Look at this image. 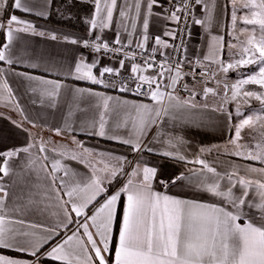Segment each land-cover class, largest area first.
I'll list each match as a JSON object with an SVG mask.
<instances>
[{
  "label": "crops",
  "instance_id": "0c3cea01",
  "mask_svg": "<svg viewBox=\"0 0 264 264\" xmlns=\"http://www.w3.org/2000/svg\"><path fill=\"white\" fill-rule=\"evenodd\" d=\"M168 1L157 0V4L151 10L152 14L148 16L149 27L145 32L142 20L143 16L147 15V8L142 6L139 17L136 16L134 7L130 11L125 9L129 15L122 21L119 9L124 5L125 0H117V8L113 10L112 21H105L108 23L107 27H101L100 21L106 17L105 3L110 4L111 0H101V14L95 17L98 21L97 27L92 29L89 24L88 30L85 31L49 21L54 0H21L23 5L32 9L30 12L11 7L14 0H8L9 10L0 14V19L15 14L19 19L31 23L35 32L29 30L28 32L14 33L9 49L13 63L0 62V151L19 150L28 147L29 144L32 145L28 153L20 152L18 156L11 159L10 175L0 181L8 193L4 197L3 205L0 206V215H4L7 221L19 219L24 221L23 225L6 224V227L34 231L38 236L46 237L47 233L43 231V228L55 226L60 219H63L55 199V193L51 190L49 173L57 177H64L65 180H71L73 183L78 181L81 187L88 184L95 173V176L99 177L107 187V195H112L126 185L132 170L139 163L141 167L147 165L157 168V179L152 182L154 191L175 198L215 204L217 207L222 206L234 213L235 209H232L228 203L221 204L220 198L210 197L201 192V184L205 181L211 183L213 180L223 177L219 182L222 189L226 190L229 181L225 174L235 172L236 175L232 177V183L236 186L232 191L239 196L242 186L237 182L240 177L264 182V174L250 172L245 167L252 165L261 168L264 167V164L232 154L234 149L239 151L241 149H237L229 143V140L235 137L233 126L239 123L233 112L232 102L229 101L224 105L226 112L232 113L231 119L228 118L226 112L213 110L219 108L223 103L225 89L221 90V87L223 82L228 83V79L231 77V70L225 75L219 70L218 65L221 60L225 64L231 62L227 53V40L232 39V0H202L199 5L196 19H200L203 23L194 25L186 57L190 64L197 59H202L211 65L212 72H216L214 81L195 86L198 89L212 88L217 95L208 94L205 96L203 94L195 97L193 103L196 107L178 104L176 99L170 100L167 94L162 104H157L150 95L140 98L131 92L120 91L117 87L93 85L90 81L75 79L72 74L75 64L83 58L88 63L99 59L100 63L94 72L107 66L119 69V72H129L136 77L154 76L156 72L149 69L132 73L131 67L124 65L123 68H120V62L89 51L88 47L83 46V41L87 39L91 42L96 36H100L101 41L97 42L115 45L116 40L119 39L121 44L130 47H137V43H143L144 48H159L157 53H167L169 47L157 46L155 37L160 36L170 45L172 37L165 36L164 33L166 31L176 32L177 23L170 19H164L165 16L170 15L166 10ZM127 2L129 5L134 4V0H127ZM143 3L144 0H142V5ZM37 12L43 13V15H36ZM94 16L95 5L91 19ZM133 18H135V29L132 28ZM5 31L0 30V48L8 42ZM39 33H44V35ZM52 34H55L57 39L53 40ZM145 34L149 37L146 42L143 39ZM213 37H222V40L217 45V54L211 60H206L205 57L209 55V45L212 43ZM72 39H76L78 43H71ZM140 67L143 68V66ZM26 77L38 79H27ZM162 78L165 84L167 71ZM46 81L59 83L61 88L55 90L54 83H46ZM217 81L220 83L218 84ZM77 89H91L103 93L105 97L112 98L108 101L109 107L105 116L107 121L105 136L91 134L94 129L90 126L92 121L99 120L100 113L104 111L103 100L96 96H89L87 92L77 93ZM160 90L165 91L163 85H160ZM53 91H56V95L49 96L48 93ZM171 95L178 97L173 93ZM178 98L181 101L187 100ZM141 104L149 105L154 110L162 107L168 109L167 114L161 112L155 123H149L141 136L143 147L153 151L137 152L131 145L121 142L124 139L136 140L137 130L134 124L138 114L132 105ZM118 122H120L119 127L117 126ZM245 128L241 132L239 145L242 144V133ZM55 129H61L62 135H56ZM113 136L120 139L110 138ZM73 138L79 141L84 148L92 150L93 154L86 156L84 163L67 159L60 156L57 151H53V149H74ZM42 147L45 149L44 151H41ZM202 148L205 149L204 152L200 151ZM76 151L80 152L81 150L76 149ZM164 152H172L173 156H165ZM131 155L134 156V163L129 176L121 181V175H119L114 181L108 183L109 173L105 170V166L107 165L110 170L111 167H119L122 164L124 168L125 161ZM178 156H184V159L181 160ZM196 159L205 160L210 167L216 169L219 177L208 173L206 169L201 170V165L193 163ZM57 160L60 161V167L53 172L52 166ZM65 166L77 175L74 178L71 174L65 177ZM180 173H183L187 179L176 185L169 184L165 188L158 182L161 178ZM132 179L136 183L139 177H132ZM58 183L59 181H57ZM29 191H38L51 197L46 201L49 205L47 211L40 213L18 210L24 203L20 197L23 195L26 199ZM247 191L249 202L259 203L255 185ZM63 199L68 200L69 198L64 195ZM97 200L103 202L102 197H97ZM126 202L127 195L121 192V199L117 202L118 214L122 215V207ZM53 213H59V215H53ZM236 223L242 227L248 223L261 227L264 225V217L258 209L245 207ZM32 225L37 227L33 228ZM74 228L75 224L70 225L68 230L60 228V236L55 239L48 238L47 242L43 243L41 251L50 250L54 243L61 240V237L71 235V229ZM115 237L114 225L113 244ZM0 255L25 260L32 259L26 253H18L11 249H0ZM41 264H63V262L53 261L44 256L41 259Z\"/></svg>",
  "mask_w": 264,
  "mask_h": 264
},
{
  "label": "snow or ice",
  "instance_id": "6c2138e0",
  "mask_svg": "<svg viewBox=\"0 0 264 264\" xmlns=\"http://www.w3.org/2000/svg\"><path fill=\"white\" fill-rule=\"evenodd\" d=\"M202 0H195V4L199 5ZM157 0H134V4L129 5L125 0L124 5L119 9V15L127 19L129 11L134 7L136 16H141L142 6L146 7L147 15L143 16V28L145 32L149 27L148 16L151 15V10ZM236 0H233L232 23L235 27L237 22ZM15 9H20L25 12L32 11L31 8L22 4L21 0H14L11 5ZM106 17L100 21L101 27H107L108 23L113 19V10L117 8V0H111L110 4L105 3ZM207 7V6H205ZM214 7V2H213ZM241 7L247 8L251 11V17H242L243 23L246 25H259L261 35L259 38L255 35V29L247 39V46L242 48V53L248 56L247 59L242 55L239 60L225 64L223 60L219 62V70L227 75L230 70L237 69L241 65L258 64L259 70L255 74L249 75L246 79H239L229 86L224 83L225 89L223 96V103L219 108H214V111L226 112L224 105L229 103L228 91L232 92L231 101L237 102L236 115H242L240 111L239 101L244 98V103L255 99L264 105V92L247 91L244 90V85H259L264 89V0H244ZM9 10L8 0H0V14ZM101 0H95V16L86 23H89L92 29L98 25L95 18L101 14ZM181 11H189L190 5L185 4L184 9L177 8L171 12L169 16H165V20H172L179 23L181 16L178 14ZM36 15H43L37 12ZM107 21V22H105ZM195 24H202L203 21L195 19ZM135 18H133L132 28L135 29ZM0 30H6L5 35L7 43H4L0 48V62H7L12 64L13 61L9 55L10 45L14 38V33L28 32L29 30L35 32L34 26L22 19H19L15 14H10L7 17L0 19ZM244 31V30H242ZM44 35V33H39ZM165 36L175 38L174 32L166 31ZM53 40L57 39L55 34L51 35ZM146 42L149 37L145 34L143 37ZM239 39V37H236ZM222 37H213L212 43L209 45V55L205 57L206 60H211L218 52V43ZM101 41L100 36H96L90 43L89 40L83 41L84 47H91L95 52H100L101 49L105 51H113L109 49V45ZM73 44L78 43L76 39L70 41ZM116 44L120 45L121 41L116 40ZM155 44L163 46L164 48L170 45L160 36L155 37ZM121 47H123L121 45ZM137 47L144 48L143 43H137ZM230 48L235 45L230 44ZM159 48H153V52L158 51ZM116 53L120 52V48L114 50ZM127 56V54H126ZM128 59L134 60L135 56H127ZM168 57L165 56V61ZM99 59H94L91 63L83 60V58L75 64L74 72L72 73L75 79L90 81L93 85H104L105 87L115 88V84H107L104 77L106 74L119 75V69L112 67H101L98 72H94L99 65ZM199 63V61H198ZM124 67V61H120V68ZM154 68L153 59L144 60V67L135 63L131 66L132 73H139L148 69ZM160 71L156 72L154 76H138L137 79L141 82L136 86V92L139 95H150L151 99L157 104H162L165 95L168 98L176 99L178 104H186L196 107L193 103L195 93L193 92L189 99L180 100L178 97H173L171 93H166L160 90V78L164 76L165 71L171 72V67H166L165 63L159 65ZM192 74V73H190ZM200 76L215 77L216 72L202 70ZM27 79H38L35 77H26ZM182 78V62L175 63V76L170 77L171 84L165 87L174 86L179 79ZM46 83H54L46 81ZM148 84V92H142L143 84ZM219 84L220 81H217ZM155 85V88H153ZM6 87V85H5ZM61 85L54 83V89L59 90ZM187 89V86L185 85ZM120 91H128L129 89L122 83ZM77 93L83 94L87 92L89 96H96L103 100V109L99 115L98 121H92L91 127L94 131L93 135H106V119L107 110L109 107L108 101L111 97H105L103 93L93 91L91 89H77ZM204 94L217 95L212 88L205 87ZM49 96H55L56 91L48 93ZM126 103V102H125ZM135 108L138 116L134 127L137 130L136 140L124 139L122 143L131 145L134 151H153L148 148L145 149L142 145L141 136L146 130L149 123H155L156 118L161 115V112L167 114V108H160L154 110L149 105H132ZM206 107V105H205ZM264 111V108L261 109ZM154 113V115H153ZM229 119L232 118V113L226 112ZM264 119L261 116H255L256 121ZM126 123V121H125ZM120 126V122L117 123ZM254 127V116L249 115L240 120L234 125L235 137L229 140V143L234 145L237 149L242 146L238 144L241 138V132L246 127ZM70 128V126H67ZM264 127V125H262ZM56 135H62L61 129H55ZM112 139H120L119 137H110ZM72 143L75 145L74 149L58 150V154L70 160L84 163L86 156H91L92 150L84 148V146L73 138ZM32 147L19 150L0 151V181L10 175L11 165L10 161L13 157L19 155L20 152L28 153ZM257 151L255 152H241L234 151L232 154L242 157L246 160L260 161L264 164V146L257 144ZM76 149H80L77 152ZM45 149L42 147L41 151ZM204 152L205 149H201ZM165 156H173L172 152H164ZM183 160L184 156H178ZM122 159V158H118ZM193 163L201 165V170H207L214 176L219 177L216 169L210 167L205 160L196 159ZM60 167V161L57 160L52 170L55 172ZM246 169L250 172H259L264 174V167L256 168L252 165H246ZM108 171V183L114 181L119 175H126L123 171L122 164L119 167L105 166ZM157 168L149 167L147 165L141 167L137 163L132 170L126 185L115 194L107 195V187L104 182L95 176L88 184L83 187L76 181L65 180L64 177H57L52 173L48 174L51 183V190L55 193L57 205L61 210L63 219H60L55 226L44 227L43 231L47 233L46 237H40L34 231L15 230L6 227V224H21L22 219L7 221L4 215H0V249H11L18 253H26L31 260L9 257L7 255H0V264H41V259L47 256L53 261H61L63 264H264V225L256 227L252 223H248L243 227L236 223L240 219V213L245 207L258 209L262 217H264V182L251 181L240 177L238 184L242 186L240 195L234 194L232 189L236 186L232 183V177L236 175L235 172L225 174L229 181L226 190L222 189L219 182L223 177L213 180L211 183L205 181L200 186V191L205 195L215 198H220V203H228L235 213L224 207H217L215 204H205L197 202L196 200H185L175 198L167 194L156 192L152 188V182L157 179ZM71 176L74 178L77 173L68 169L65 166V177ZM132 177H139V180L134 183ZM187 177L183 174L167 176L159 179V184L165 188L169 184L176 185L178 182L184 181ZM57 181L59 183L57 184ZM255 185L258 195L259 203H251L248 198V191ZM121 192L127 195V202L122 207V215L118 214L117 202L121 199ZM90 193V194H87ZM0 206L3 205L4 197L8 195L4 186L0 184ZM87 194V195H86ZM66 195L69 199L64 200ZM39 197V198H38ZM97 197H102L103 202L97 200ZM24 203L20 209L24 212L37 211L43 213L47 211L49 205L46 203L51 197L38 191H29L27 198L22 195L20 197ZM95 201V203H93ZM91 205V207H90ZM74 214V215H73ZM59 215V213H53ZM83 217V219H80ZM75 224V228L71 229V235L61 237L60 241L53 244L50 250L42 252L43 243L47 242L48 238L55 239L60 236L59 229H69L70 225ZM114 225L116 231L115 243L113 244ZM35 228L37 226L32 225ZM81 229L83 230L81 232ZM94 230V231H93ZM111 245V246H110ZM81 253L83 254L81 256Z\"/></svg>",
  "mask_w": 264,
  "mask_h": 264
},
{
  "label": "built area",
  "instance_id": "2783aa9c",
  "mask_svg": "<svg viewBox=\"0 0 264 264\" xmlns=\"http://www.w3.org/2000/svg\"><path fill=\"white\" fill-rule=\"evenodd\" d=\"M190 5L189 11H181L178 14L181 16V20L176 25L175 38L171 39L169 50L167 53L159 54L157 52H153L152 48H139V47H130L125 44H115L109 45V49L113 51H105L101 49L100 52H95L91 47H88L89 51L97 53L99 55H103L104 57H108L112 61L120 62L124 61V65L126 67H131L133 63L144 67V60L153 59L154 68L149 69L154 72H158L161 69L159 65L161 63H165L166 67H171L172 71H167V81L164 84L163 78H160V85H163L166 93H173L182 99H189L191 94L194 92L196 95L204 94V89H198L195 85L197 84H206L214 81V77L211 76H200L199 73L202 70L212 71L211 65L202 59H197L194 63L190 64L187 61L186 50L190 44L191 37L194 29V21L193 17L197 16L199 5L195 4V0H169L166 5V10L168 13L177 8L184 9V5ZM93 41V40H92ZM91 41V42H92ZM90 42V43H91ZM99 43V42H98ZM121 45L123 47H121ZM120 48V52L116 53L114 50ZM135 56L134 60L128 59L127 56ZM165 56L168 57L167 61H165ZM177 61L182 62V78L178 80V82L174 86L165 87L166 85L171 84L170 77L175 76V63ZM199 61V63H198ZM192 73V74H190ZM105 81L109 84H115L117 88L120 89L121 84L123 83L129 90L128 92L133 93L137 97L145 98V95H139L136 92V86L138 83H141L137 77L129 72H119V75L106 74L104 77ZM187 86V89L185 88ZM155 88V85H153ZM142 92H148V84L144 83L141 88ZM194 97V98H195ZM134 163V156L131 155L128 157L125 163L124 173L126 175H121V181H124L128 176L132 169ZM67 233V232H65Z\"/></svg>",
  "mask_w": 264,
  "mask_h": 264
},
{
  "label": "rangeland",
  "instance_id": "374dc122",
  "mask_svg": "<svg viewBox=\"0 0 264 264\" xmlns=\"http://www.w3.org/2000/svg\"><path fill=\"white\" fill-rule=\"evenodd\" d=\"M233 1V0H232ZM242 3H244V0H236L235 8H236V15H237V22L235 27H233L232 23V39L227 40V53L228 58L231 62H235L236 60H239L241 56L243 55L245 59L248 58L246 54L242 53V48L247 46V39L249 35L253 32V29H255V35L257 38L261 35L259 31V25H246L243 23L242 17L248 16L251 17V11L247 8L241 7ZM244 30V31H242ZM236 37H239V39H236ZM235 45V47L230 48L229 45ZM259 70L258 64L253 65H241L237 69L231 70V77L228 79V85L231 86V84L235 83L239 79H246L249 75L255 74ZM231 83V84H230ZM224 85V82H223ZM244 90L247 91H256V92H264V89H261L259 85H244ZM221 90H224V87H221ZM228 98L229 101H231V95L232 92L228 91ZM232 103V109L236 116V120L240 122L241 119L246 118L249 115L254 116V127H248L245 128L242 135V144H241V152H255L257 151V144H260L261 146H264V119L260 121L255 120V116H261L264 117V111H261L262 108H264V105H261V103L255 99L249 100L248 103H244V98L241 97L239 101L240 105V111L242 113L241 116L236 115L237 110V102L231 101ZM237 151V150H233ZM252 161V160H251ZM260 163V161H258ZM126 163V161H125ZM125 168V166H124ZM123 168V171L125 170Z\"/></svg>",
  "mask_w": 264,
  "mask_h": 264
},
{
  "label": "trees",
  "instance_id": "16d2710c",
  "mask_svg": "<svg viewBox=\"0 0 264 264\" xmlns=\"http://www.w3.org/2000/svg\"><path fill=\"white\" fill-rule=\"evenodd\" d=\"M95 0H54L49 21L76 28L78 30H88L89 23L94 10Z\"/></svg>",
  "mask_w": 264,
  "mask_h": 264
}]
</instances>
